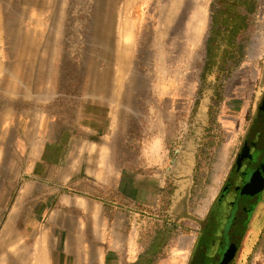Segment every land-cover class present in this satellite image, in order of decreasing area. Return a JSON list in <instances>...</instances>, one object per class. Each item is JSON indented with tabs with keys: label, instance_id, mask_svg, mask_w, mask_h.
<instances>
[{
	"label": "rangeland",
	"instance_id": "374dc122",
	"mask_svg": "<svg viewBox=\"0 0 264 264\" xmlns=\"http://www.w3.org/2000/svg\"><path fill=\"white\" fill-rule=\"evenodd\" d=\"M55 1L60 11L47 14L44 23L51 27L43 30L42 44H31V54H25L38 59L18 61L26 42L19 33L18 2H10L12 11H0V165L13 188L31 179L57 187L65 172L54 163L64 160L68 149L73 155L107 142L125 183L130 179L146 188L139 203L123 188L108 187L96 195L108 203V220L129 242V256L118 264H134L143 251L141 264H184L254 103L264 53V0H217V10L246 12L239 22L248 18L249 24L243 39H235L241 40L240 57L214 99L200 90L199 82L208 80L201 69L205 52L213 55L208 60L213 65L231 50L224 35L215 52L203 43L189 52L182 45L166 46V62L156 68H148L145 35L135 69H123L125 76L117 78L116 30L102 20L99 0ZM161 83L172 91L155 90L164 88ZM93 231H85L86 238L96 239ZM109 232L101 228L94 241L105 251L103 234ZM261 236L246 264H264V230Z\"/></svg>",
	"mask_w": 264,
	"mask_h": 264
},
{
	"label": "crops",
	"instance_id": "0c3cea01",
	"mask_svg": "<svg viewBox=\"0 0 264 264\" xmlns=\"http://www.w3.org/2000/svg\"><path fill=\"white\" fill-rule=\"evenodd\" d=\"M13 1L18 2L17 10L22 12L18 23L20 37L29 45L40 44L43 30L51 27L44 23L47 14L60 11L58 1L0 0V11L4 9L5 13ZM211 1L99 0L97 11L103 14L102 20L105 17V22L116 30L112 45L117 72L113 76H125L119 72L123 69L133 72L145 35L151 53L148 68L166 62V46L182 45L188 52L193 50L197 31L199 45L204 44ZM31 58L38 59L20 53L18 60ZM162 84L164 88L155 90L172 91L168 84ZM114 154L113 146L107 142L73 155L68 149L64 160L54 163L55 168L65 172L57 187L31 179L13 188L11 175L0 165V264H118L123 255L129 256V242L106 216L108 203L95 198L106 188L116 187V191L123 188L130 200L139 203L140 193L145 194L146 188L141 190L140 183L133 185L130 179L125 183ZM124 206L132 212L131 207ZM106 227L109 234H102L107 251L94 243L99 230ZM86 229L94 230L90 236L96 239L86 238Z\"/></svg>",
	"mask_w": 264,
	"mask_h": 264
},
{
	"label": "flooded vegetation",
	"instance_id": "af4514ba",
	"mask_svg": "<svg viewBox=\"0 0 264 264\" xmlns=\"http://www.w3.org/2000/svg\"><path fill=\"white\" fill-rule=\"evenodd\" d=\"M237 25L238 23L235 27ZM235 39L229 40L227 34H224V40L230 49L231 41L234 42ZM206 48L204 43V49ZM212 56V54L208 56L205 52V64L202 66L201 73L205 72L208 80L205 83L199 82L200 90L203 89L210 99L220 94L221 85L226 76L221 80H218V77H221L230 65V58L226 59V56L222 58V55L215 59L217 64L213 62V65H210L208 59ZM263 221L264 53L254 88V103L249 118L223 181L197 223L193 239L186 251L184 264H246L249 252L256 247V241L262 237ZM144 252L138 254L134 264L142 263Z\"/></svg>",
	"mask_w": 264,
	"mask_h": 264
},
{
	"label": "trees",
	"instance_id": "16d2710c",
	"mask_svg": "<svg viewBox=\"0 0 264 264\" xmlns=\"http://www.w3.org/2000/svg\"><path fill=\"white\" fill-rule=\"evenodd\" d=\"M216 2L217 0H212L210 7H209V28L207 31V38L205 41V45L208 49H210L211 51L215 52L219 49V41H220V37H222L224 34H227V37L229 38V40L238 38V34L240 36V39L242 40L243 37L245 36V34L247 33L248 30V24H249V20L248 18L245 19L246 22H242L240 23L239 21H242L244 18L243 16L245 15L242 14V12L238 11V10H233L230 7L226 10V12L220 11L219 9L217 10V6H216ZM236 4V8L238 6V3H236V1L234 2ZM219 11L221 12V14L219 13ZM219 13V15H218ZM225 13V18H222L221 15ZM242 14V15H241ZM238 15V17H237ZM241 15V16H239ZM237 26H239V28L235 25L237 23ZM227 23L226 26H223V24ZM230 25V29H228V26ZM237 35H235V33H237ZM232 36H234V38H232ZM239 40L237 41H231V50L227 52L226 54V59L228 57H230V65L228 66V68L223 72V74L221 75L220 79L222 77L227 76L231 71H233L235 65H236V58L240 57L238 52H241V50L239 49V46H237V44L241 41ZM210 60V58L208 59ZM205 74V72L203 73ZM206 77V74L204 75ZM203 80H206L203 77ZM183 203V202H182ZM184 211H173V213L175 214H179V213H183Z\"/></svg>",
	"mask_w": 264,
	"mask_h": 264
},
{
	"label": "bare ground",
	"instance_id": "6f19581e",
	"mask_svg": "<svg viewBox=\"0 0 264 264\" xmlns=\"http://www.w3.org/2000/svg\"><path fill=\"white\" fill-rule=\"evenodd\" d=\"M23 38H26V37L24 36ZM199 42H200V34L197 31L196 38L194 40V47H195V49L199 46ZM20 47H21V55H24L26 53L31 54V51L32 50H31V46L29 45V43L23 42Z\"/></svg>",
	"mask_w": 264,
	"mask_h": 264
},
{
	"label": "water",
	"instance_id": "95a60500",
	"mask_svg": "<svg viewBox=\"0 0 264 264\" xmlns=\"http://www.w3.org/2000/svg\"><path fill=\"white\" fill-rule=\"evenodd\" d=\"M235 240H237V237H235Z\"/></svg>",
	"mask_w": 264,
	"mask_h": 264
}]
</instances>
